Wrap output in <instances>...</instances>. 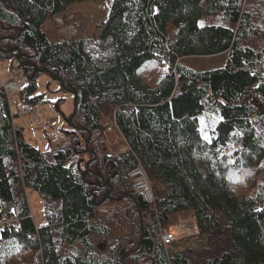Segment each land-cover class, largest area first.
Returning <instances> with one entry per match:
<instances>
[{
    "label": "trees",
    "instance_id": "1",
    "mask_svg": "<svg viewBox=\"0 0 264 264\" xmlns=\"http://www.w3.org/2000/svg\"><path fill=\"white\" fill-rule=\"evenodd\" d=\"M85 1L0 0V62L28 80L13 91L18 103L47 102L37 69L77 94L60 145L42 151L13 123L11 92L0 87V211L9 221L0 264H264V0H112L96 36L51 42L42 24ZM205 15L230 24L199 26ZM13 48L22 63L5 52ZM221 53V68L181 63ZM202 113L213 122L207 138ZM110 130L126 149L108 154ZM138 166L153 202L128 178ZM29 190L42 202L41 225ZM182 213L198 235L164 245L162 231Z\"/></svg>",
    "mask_w": 264,
    "mask_h": 264
},
{
    "label": "rangeland",
    "instance_id": "2",
    "mask_svg": "<svg viewBox=\"0 0 264 264\" xmlns=\"http://www.w3.org/2000/svg\"><path fill=\"white\" fill-rule=\"evenodd\" d=\"M111 4L112 0H87L82 3H74L67 7L64 12L55 15L52 21L44 22L41 29L51 42L56 41L58 36L67 41L73 37L96 36L102 30ZM66 19L69 21V25L64 24ZM229 24V21L221 15H205L198 19L199 26H229ZM227 58L226 53L201 57L187 56L181 59V63L198 72L221 68L225 65ZM15 68L16 65L13 61H1L0 79L5 83L12 80L13 73L17 70ZM36 83L37 93L44 94L47 102L35 105L33 116H31V114L23 112L25 105L19 104L15 92H11L10 98L15 104L11 106L14 114L13 123L22 131L26 142L42 151H49L60 145L62 130L69 128L70 115L74 109L73 95L63 89L59 82L45 72L38 75ZM204 114H200L198 118L202 136L207 138L213 122L211 119L203 118ZM33 118H37L39 121L34 122ZM103 146L108 154L118 153L126 149V144L115 130L109 131ZM87 157L85 156V159ZM27 196L36 225L43 224L45 219L40 198L30 190L27 191ZM171 220L170 226L166 229L183 223L191 232H194L193 235L185 238L198 235L199 229L196 220L189 213L173 215Z\"/></svg>",
    "mask_w": 264,
    "mask_h": 264
},
{
    "label": "built area",
    "instance_id": "3",
    "mask_svg": "<svg viewBox=\"0 0 264 264\" xmlns=\"http://www.w3.org/2000/svg\"><path fill=\"white\" fill-rule=\"evenodd\" d=\"M161 59L164 62L168 61V59L164 56H161ZM27 83V77L20 70H15L13 73L12 80H9L6 83L0 79V87H2L6 93L16 91L21 86L27 85ZM23 112L31 114V116H33V107L29 105L25 106ZM33 121L38 122L39 119L33 118ZM128 178L131 181L134 190L141 192L147 202H153L154 197L151 189V184L142 167L138 166L137 168L132 170L128 174ZM5 209H11V205H5ZM2 214L3 212L0 211V229L9 223L8 219H6V217H3ZM193 234V231L191 232L183 223H180L174 225L169 229L163 230L161 234V240L164 245H168L174 241L183 239Z\"/></svg>",
    "mask_w": 264,
    "mask_h": 264
},
{
    "label": "water",
    "instance_id": "4",
    "mask_svg": "<svg viewBox=\"0 0 264 264\" xmlns=\"http://www.w3.org/2000/svg\"><path fill=\"white\" fill-rule=\"evenodd\" d=\"M5 52H6V53H8V52H16V53H17L16 60H17L19 63H22V61H21V53H20V50H19L18 48H13V49H11V50H9V51H5ZM31 66L35 67L33 64H31ZM35 68H36V67H35ZM36 69H37V68H36ZM37 70L40 71V72H45V73L49 74L53 79L58 80V81L61 83L62 87H64L63 83H62L57 77L52 76L51 73H50L49 71H47V70H40V69H37ZM64 89H66V88L64 87ZM68 91H69V90H68ZM69 92L73 95V102H74V112H73L72 116H71L70 119H69V125H71V119H72V117L74 116V114H75V112H76L77 94H76L74 91H69ZM89 139H90V133L88 132V138H87V141H86V142H88ZM86 144H87V143H86ZM93 158H95V156H93ZM88 164H89V163H87V165H88ZM100 179H101V177H100ZM107 186H108V188H109L108 191H107V196H108L109 198H112V197H111V190H112V188H111L110 185H107ZM140 222H141V227H142L141 214H140ZM143 237H144V235H143V231H142L141 241H142ZM141 241L138 243V247H137V248H139V246L141 245ZM137 248H136V249H137ZM136 249H135V250H136Z\"/></svg>",
    "mask_w": 264,
    "mask_h": 264
},
{
    "label": "bare ground",
    "instance_id": "5",
    "mask_svg": "<svg viewBox=\"0 0 264 264\" xmlns=\"http://www.w3.org/2000/svg\"><path fill=\"white\" fill-rule=\"evenodd\" d=\"M27 196V195H26Z\"/></svg>",
    "mask_w": 264,
    "mask_h": 264
},
{
    "label": "crops",
    "instance_id": "6",
    "mask_svg": "<svg viewBox=\"0 0 264 264\" xmlns=\"http://www.w3.org/2000/svg\"><path fill=\"white\" fill-rule=\"evenodd\" d=\"M16 101V100H15Z\"/></svg>",
    "mask_w": 264,
    "mask_h": 264
}]
</instances>
